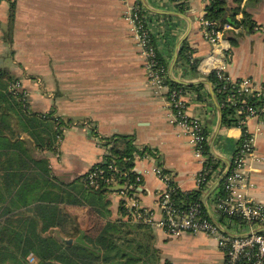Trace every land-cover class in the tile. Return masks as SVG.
I'll return each mask as SVG.
<instances>
[{"label":"crops","instance_id":"1","mask_svg":"<svg viewBox=\"0 0 264 264\" xmlns=\"http://www.w3.org/2000/svg\"><path fill=\"white\" fill-rule=\"evenodd\" d=\"M11 1L15 3L13 14ZM139 1L169 77L208 78L199 67L191 69L189 61L180 57V49L187 43L188 53L192 52L197 63L213 51L201 24L210 0ZM240 7L237 18L248 15L252 29L245 25L238 32L226 29L223 43L229 48L222 57L232 77L249 76L264 84V0H243ZM124 13L123 0H1L0 67L21 78L34 111L60 118L61 141L51 147L47 139V147L39 155L49 160L62 183L81 182L82 175L105 159L113 145L111 137L131 135L139 154L134 170L143 171L138 195L159 219L158 198L164 183L152 168L162 166L181 189L192 190L197 188L201 164L181 128L169 122L165 101L148 82L144 58ZM8 55L11 65L5 59ZM22 59L23 71L18 65ZM199 84L198 88H186L188 112L204 119L210 151L224 170L226 163L232 162L242 130L222 123L212 142L220 110L208 84L191 85ZM258 127L256 148L262 159L252 172L250 193L264 202V119L249 121L250 131ZM145 152L149 157H142ZM106 200L107 218H128L121 212L122 197L112 187ZM79 201L65 204V208L80 228L88 229L96 215L83 198ZM208 202L213 208L210 197ZM213 213L220 225L225 222ZM150 229L161 264H173L166 243L179 237L185 264H223L225 260L216 239L208 234L185 232L171 237L156 225Z\"/></svg>","mask_w":264,"mask_h":264},{"label":"trees","instance_id":"2","mask_svg":"<svg viewBox=\"0 0 264 264\" xmlns=\"http://www.w3.org/2000/svg\"><path fill=\"white\" fill-rule=\"evenodd\" d=\"M242 1L210 0L204 18L216 21V28L231 22L252 29L248 15L241 20L237 18ZM14 7L11 1L12 14ZM189 50L184 43L180 57L188 61ZM158 58L165 62L159 52ZM189 64L192 70L196 69L197 63ZM208 79L222 104L223 123L235 124L233 108L223 104V95L218 91L220 80L215 72H211ZM17 80L21 78L11 69L0 67V264H161L159 249L153 246L148 234L151 225L131 220L123 200L121 212L128 218H107L106 193L112 186L103 182L99 188H94L82 182L83 176L96 167L105 168L108 174L114 172L108 167L111 163L120 169L114 172L116 175L123 173L121 182L135 181L137 148L132 136L111 137L113 145L105 159L82 175L81 182L77 179L70 184L62 183L53 174L49 160L39 155L47 147V139L51 147L56 144L61 120L50 113L34 111L23 83L15 92L10 88ZM169 82L184 88L202 85H185L170 77ZM214 167H219L218 159ZM204 191L205 187L177 188L174 197L181 207L200 201L207 213L202 200ZM80 198L96 215L88 229L80 228L65 208V204L81 203ZM56 230L60 236L56 235Z\"/></svg>","mask_w":264,"mask_h":264},{"label":"built area","instance_id":"3","mask_svg":"<svg viewBox=\"0 0 264 264\" xmlns=\"http://www.w3.org/2000/svg\"><path fill=\"white\" fill-rule=\"evenodd\" d=\"M123 1L124 17L144 58L147 80L156 95L165 101L169 122L180 127L193 146L195 157L201 164L196 175L197 188L205 187L206 190L223 171L220 167H214L216 157H213L208 147L209 133L206 123L202 117L188 112L186 88L170 84L167 64L158 58L154 36L149 29L141 2ZM201 24L204 37L212 44L213 51L200 63L196 62L190 52L188 61L197 63L196 68L199 67L205 75L215 72L220 80L218 91L223 95V104L233 108L235 125L242 130L230 169L210 196L213 212L225 219V222L219 225L208 212L204 213L200 201L190 202L185 207L178 205L174 193L180 187L175 183L173 174L162 166L152 168L164 183V189L158 198L162 212L159 219L156 218L154 210L144 206L139 198L137 188L142 180V170L136 171L135 181L121 182L123 173L116 175L114 172L120 169L111 163L108 167L114 172L108 174L105 168L96 167L83 176L82 182L94 188H99L103 182L110 186L119 185L114 191L122 197L127 216L135 222L156 225L167 236L176 237L185 232H194L214 237L224 253L223 264H264V231L255 230L264 227V202L256 200L250 193L254 186L252 172L256 163L262 159L256 148V131L260 127L255 131L248 128L251 119H264V84L255 82L249 76L235 78L227 73V61L222 56L229 45L223 43L224 31L232 29L238 32L242 28L241 24L224 22L220 28H216V21L204 17L201 18ZM21 86V80L10 84L14 92ZM57 127L60 130V126ZM61 139L59 132L57 143ZM138 155L135 153V158ZM142 157H149V154L145 152ZM30 259L33 260L32 257Z\"/></svg>","mask_w":264,"mask_h":264},{"label":"water","instance_id":"4","mask_svg":"<svg viewBox=\"0 0 264 264\" xmlns=\"http://www.w3.org/2000/svg\"><path fill=\"white\" fill-rule=\"evenodd\" d=\"M228 20L230 21V18L228 17ZM179 53V48H178V51H177V55ZM172 80L178 82V83H181V84H186V85H191V84H195V83H205V84H208L210 86V91H211V95L213 96L219 110H220V117H219V120H218V123H217V126H216V129L213 133V136H212V142L215 141L217 135H218V132L222 126V123H223V112H222V106L220 104V101H219V98L218 96L216 95L215 93V90H214V87L212 85V82L207 78V77H204L202 79H199V80H194V81H190V80H183V79H180V78H176L174 76L171 77ZM216 156V154H215ZM230 166H231V161H229L228 163H226V167L224 168V170L220 173L219 177L204 191V194H203V203L208 211V213L210 214L211 218L220 225V223L218 222V220L216 221V218L214 216V213L212 211V208L210 207L209 205V197L211 196V194L213 193V191L216 190V188H218L224 178V176L226 175V173L228 172V170L230 169ZM120 186L119 185H115V186H112V190H117ZM257 232H261V231H264V227H258L255 229ZM71 240V239H70Z\"/></svg>","mask_w":264,"mask_h":264},{"label":"rangeland","instance_id":"5","mask_svg":"<svg viewBox=\"0 0 264 264\" xmlns=\"http://www.w3.org/2000/svg\"><path fill=\"white\" fill-rule=\"evenodd\" d=\"M23 57V56H20ZM5 59L7 60V64L11 65V57L8 55L5 57ZM18 65L20 66L19 69H21L23 71V59L21 61L18 60ZM20 70V71H21ZM25 76L22 75V79ZM211 203L213 204V201H211ZM58 231L56 230V235H58ZM60 236V235H58ZM181 237H179L178 239L180 240ZM179 240H176V238L173 241H170L169 243H166L167 247L165 249H167L166 251L168 252L169 256L172 258L173 260V264H185L183 258V252H182V244L180 243ZM33 258V257H32ZM34 259V258H33Z\"/></svg>","mask_w":264,"mask_h":264}]
</instances>
